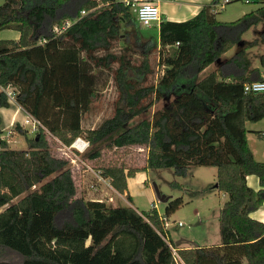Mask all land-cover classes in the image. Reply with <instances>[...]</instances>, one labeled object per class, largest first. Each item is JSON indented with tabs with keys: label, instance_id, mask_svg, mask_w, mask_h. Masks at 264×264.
Masks as SVG:
<instances>
[{
	"label": "trees",
	"instance_id": "trees-1",
	"mask_svg": "<svg viewBox=\"0 0 264 264\" xmlns=\"http://www.w3.org/2000/svg\"><path fill=\"white\" fill-rule=\"evenodd\" d=\"M68 1L0 4V31L19 33L16 40L0 38V87H13L19 106L46 129L25 136L24 149L0 139V264H176L167 241L183 264H264V223L250 216L264 201V161L254 159L245 127L264 118V92L243 90L244 83L264 78L245 54L250 43L225 59L229 73L217 67L201 77L243 43L247 30L264 22V0L230 22L217 20L212 4L184 21L160 20L156 38L141 44L139 23L123 4L81 16L96 5L85 0L59 13ZM74 19L59 33L51 30V24ZM120 24L134 28L142 57L137 63L127 46L114 51ZM261 37L264 41V31ZM157 45L162 72L147 82L151 47ZM260 64L264 67V55ZM102 76L113 81V112L96 127L84 128L82 116L99 97ZM9 105L0 90V107ZM13 130L26 132L17 122ZM51 136L65 145L83 136L92 148L84 160L98 159L102 145L145 148L142 166H99L98 174L119 194L127 191V178L151 168H173L186 176L193 166L215 167L216 188L227 195L219 211V244L179 246L168 238L165 217L182 204L181 197L168 202L163 217L154 206L142 213L130 205L85 200L77 193L69 159L53 152ZM247 175H255L260 188L249 187Z\"/></svg>",
	"mask_w": 264,
	"mask_h": 264
},
{
	"label": "rangeland",
	"instance_id": "rangeland-1",
	"mask_svg": "<svg viewBox=\"0 0 264 264\" xmlns=\"http://www.w3.org/2000/svg\"><path fill=\"white\" fill-rule=\"evenodd\" d=\"M83 1L85 0H69L59 13L75 10L76 6ZM3 2L4 0H0V4ZM220 5L221 3H219V7H215L217 20L230 22L247 12L255 10L259 2L257 0H250L249 2L245 0H228L222 4V8ZM50 26H52L51 30L53 31L54 28L59 30V26L56 23ZM139 28L141 32L139 44L146 42L150 37L156 38L158 32L157 22L152 23L150 26L139 25ZM263 31L264 23L261 22L243 34V38L246 39L243 41L244 44L256 45L254 49L257 50L251 51L249 57H251L252 61L255 60L259 66L261 65L260 58L264 55V41L261 37ZM120 32L122 34L121 39L116 42L114 51H124V47L127 46L132 62H139L142 57L137 46L138 42L135 40L134 28L120 24ZM8 33H16V31L11 29L2 30L0 31V37L11 38L12 36H8ZM151 49L149 60L152 73L148 76L147 82H155L162 72V67L159 65L158 45L155 48L151 47ZM233 51L234 47L228 51V54ZM102 78V82L105 84L100 91L99 97L93 101L90 109L82 116V126L84 128L96 127L113 112V102L116 97L113 81L106 76H102ZM170 100H172V97L157 101L141 118H149L154 110L160 109ZM137 120L139 118L134 119V121ZM24 129H28V125ZM12 132L16 134L10 138L11 143L8 146L17 149L27 148L25 136L31 137L33 134L28 130H26L24 135L17 131ZM101 147V154L98 159H83L88 165L87 167L81 163H68L74 177L77 193L83 196L85 200H101L108 206H129L130 204V206L142 213H147L154 206L160 216L163 217L168 202L181 197L182 204L165 217L164 226L168 238L179 246H199L207 243L216 245L220 242L219 211L223 204L224 195L217 188L212 189L215 184V177H213L211 170H214V167L193 166L189 169L186 176L176 175L173 168L168 167L148 169L144 175L146 178L144 182L139 180L141 176L136 175V180L132 184L129 183V190L132 196V200L129 201L127 196L122 197L107 182L99 179L97 176L98 168L100 165L115 162H123L129 167L142 166L145 163L147 150L138 146L116 150L113 148L109 149L104 145ZM91 149L90 146L88 150L91 151ZM53 152L56 155L63 156L55 143L53 144ZM155 187L160 196L167 198L166 201L159 200ZM179 239H183V241L178 243Z\"/></svg>",
	"mask_w": 264,
	"mask_h": 264
},
{
	"label": "crops",
	"instance_id": "crops-1",
	"mask_svg": "<svg viewBox=\"0 0 264 264\" xmlns=\"http://www.w3.org/2000/svg\"><path fill=\"white\" fill-rule=\"evenodd\" d=\"M152 1L157 3L159 7L160 20L184 21L186 19L193 17L195 14H197L198 11H200V9L204 5L212 4V6H215V5H218L219 3L222 4V2H224L225 0H152ZM258 2H259V5H258L259 7L262 5V3L260 0ZM10 35L12 36L10 39L16 40L19 36V33L17 31L16 33H11V34L8 33V36ZM2 39H7V38H2ZM242 40L244 41L246 39H244L242 36ZM255 46L256 45L248 44L247 47L244 49V51L248 59L250 60V66L258 67L260 69L261 75L264 78V67H262L261 65L259 66L255 60L252 61L251 57H249V53L251 51L257 50V49H254ZM242 48H244V43H240L236 45L232 53L228 54V52H226L225 54H223L215 63L211 64L210 66L205 68L203 72H201V77H203L204 75H206L207 73H209L210 71L214 70L217 67H222V69L225 68V65L223 64L225 59L229 58L233 53H235L237 49H242ZM228 71L230 72V70L225 68V72L229 73ZM238 71L239 70H234L233 73L236 74ZM224 75L230 76L231 74H224ZM24 116H25V113L22 110V108L18 107V105H16L15 103H10L9 107H0V118H1L0 139L6 140L7 144L11 143L10 138H12L14 134H16L15 132H12L14 131L13 126L16 122L17 123L21 122ZM245 127H246L247 144L253 154L254 159L257 161H264V118L258 121H255V122H247ZM21 149H24V148H21ZM211 173L213 177H215V181H216V168L215 167H214V170H211ZM136 175L141 176V179H139L140 181L144 182L146 180L144 176L145 172H137L134 177L127 178V191H125L123 194H120L122 197L126 196V194L128 193L132 200V196L129 190V183L132 184V182L136 180ZM99 178L101 177L99 176ZM103 181L106 182L108 180L105 179ZM246 183L249 187L253 189L260 188L258 178L255 175H247ZM212 189H214V187H212ZM222 194L224 195V200H223L224 202L227 199V195L223 192ZM250 216L264 223V201H263V204L257 210L253 211L250 214ZM180 241H183V239H179L177 242L179 243ZM199 246L209 247V246H212V244L207 243V244L199 245Z\"/></svg>",
	"mask_w": 264,
	"mask_h": 264
},
{
	"label": "built area",
	"instance_id": "built-area-1",
	"mask_svg": "<svg viewBox=\"0 0 264 264\" xmlns=\"http://www.w3.org/2000/svg\"><path fill=\"white\" fill-rule=\"evenodd\" d=\"M96 1V5L90 9H83L80 12V15L83 16L89 12H93L97 8H100L102 6L108 5L109 3H121L124 6L128 7L130 13L132 16L136 19V21L139 23V25H144V26H150L152 23H159L160 22V11L157 3L153 2L152 0H94ZM228 0H225L223 3L227 2ZM246 2H249L250 0H245ZM220 5L221 8L223 5ZM214 7H219L218 5H215ZM76 19L74 20H66L61 26H59V30L57 28H54L55 33L61 32L64 28L69 26L71 23L75 22ZM56 27V26H55ZM0 90L3 91L6 94L7 101L9 103H15L16 105L19 106V104L15 100L16 96V91L14 90L13 87L7 86L6 88L0 87ZM243 90L245 92H250V93H261L264 92V80H257V81H250L246 82L243 85ZM22 108V107H21ZM23 109V108H22ZM24 110V109H23ZM25 116L19 124L25 128L26 125H28V130L30 133L33 135L36 134V132L40 129L43 128L45 131L46 129L44 126L41 124V122L27 113L24 110ZM25 130V131H26ZM54 143L58 147V150L61 151V154L69 159V162L78 164L81 163L85 165L86 167L88 166L84 161L83 158L81 157L90 147V143L87 139H85L83 136H78L76 137L69 145L63 144L58 138L55 136H51ZM100 175L98 174V177ZM101 177V176H100ZM100 180H105L104 178L102 179L99 178ZM107 184L109 185V181H106ZM180 225V222H179ZM168 245L170 247L172 256L174 258V261L176 264H183L181 261L179 255H178V249L176 246L172 245L170 242H168Z\"/></svg>",
	"mask_w": 264,
	"mask_h": 264
},
{
	"label": "water",
	"instance_id": "water-1",
	"mask_svg": "<svg viewBox=\"0 0 264 264\" xmlns=\"http://www.w3.org/2000/svg\"><path fill=\"white\" fill-rule=\"evenodd\" d=\"M213 187H217V183H215L214 184V186ZM155 191H156V194H157V196H158V198H159V200H162V201H166L167 200V198H164L163 196H160V194L158 193V191H157V188L155 187ZM190 243H193V242H190Z\"/></svg>",
	"mask_w": 264,
	"mask_h": 264
}]
</instances>
